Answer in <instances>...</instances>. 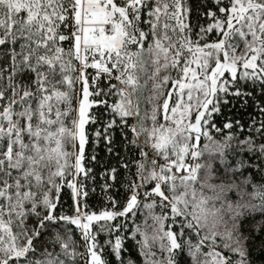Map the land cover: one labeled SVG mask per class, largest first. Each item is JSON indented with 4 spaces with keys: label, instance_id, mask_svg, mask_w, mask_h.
<instances>
[{
    "label": "snow or ice",
    "instance_id": "1",
    "mask_svg": "<svg viewBox=\"0 0 264 264\" xmlns=\"http://www.w3.org/2000/svg\"><path fill=\"white\" fill-rule=\"evenodd\" d=\"M117 130L135 178L90 203L86 145ZM243 167L264 177V0H0V264H264Z\"/></svg>",
    "mask_w": 264,
    "mask_h": 264
},
{
    "label": "trees",
    "instance_id": "2",
    "mask_svg": "<svg viewBox=\"0 0 264 264\" xmlns=\"http://www.w3.org/2000/svg\"><path fill=\"white\" fill-rule=\"evenodd\" d=\"M192 2L196 4V3H200L201 0H192ZM205 2L207 3V5L210 6L212 0H205ZM203 22L204 21H201V23ZM250 114H253V109L250 107L247 109H242L240 108L238 102L236 103L235 107L229 104L224 109L225 116L232 117L233 119H240L245 124L247 123ZM134 122H135L134 119L130 121V123H134ZM240 138L243 139L244 137L241 136ZM123 145H124V140L123 137L120 135L119 130H117L116 132L115 142L113 145V152L111 154L107 152L103 142L99 146H94L90 138L89 144L86 145V149H85L86 158L93 153L97 157V161L92 162L90 164L87 163V159H86V166L92 168L93 175H95L96 177V181L94 184L92 181L88 182L90 188L95 187L96 189L95 193H90V203L98 204L104 198V194L101 191V185L104 183V178L102 177L101 173L110 170L112 167H115L117 169V181L112 191L114 194L119 193L121 197H123V195L126 193L125 185L128 183V179L135 178L134 175H130L129 172H127L123 167H121V161L124 159V155H125V149ZM117 153H119V156H117ZM130 155L138 156V153L132 152L130 153ZM228 159L233 166H236V162L240 159H243V161H245L246 164H251L258 162L259 158L256 156H252L247 152L240 153L237 151L235 155H229ZM125 162H128L130 164L131 173L134 174L135 162L133 160H128ZM238 175H241L243 178H251L252 181L256 184L264 183V177H262L261 173L258 172L255 168L243 167ZM109 182L111 183V181ZM249 191H251V188H249ZM137 215H138L137 222H140L141 217L138 213Z\"/></svg>",
    "mask_w": 264,
    "mask_h": 264
},
{
    "label": "rangeland",
    "instance_id": "3",
    "mask_svg": "<svg viewBox=\"0 0 264 264\" xmlns=\"http://www.w3.org/2000/svg\"><path fill=\"white\" fill-rule=\"evenodd\" d=\"M141 83H143V77H142ZM149 86H150V82H149ZM147 95H149V89L148 88L142 89V91H141V109H142V111H143L144 108L150 107V105H147L146 103H144V97H146ZM217 138L220 139L219 137H217ZM140 140H141V143H143V137H141ZM212 182L216 183V181H212ZM229 195H232V193H229ZM244 199L246 201H250L252 204H258V202L256 200L251 199V197L246 196ZM138 214L141 217V220L138 223H142L144 217H143V215L140 212H138ZM55 250L59 251V246L58 245L56 246Z\"/></svg>",
    "mask_w": 264,
    "mask_h": 264
},
{
    "label": "clouds",
    "instance_id": "4",
    "mask_svg": "<svg viewBox=\"0 0 264 264\" xmlns=\"http://www.w3.org/2000/svg\"><path fill=\"white\" fill-rule=\"evenodd\" d=\"M245 200V199H244ZM246 201V200H245Z\"/></svg>",
    "mask_w": 264,
    "mask_h": 264
}]
</instances>
